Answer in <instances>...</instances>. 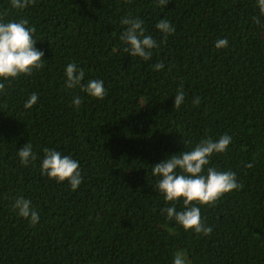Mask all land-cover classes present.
<instances>
[{
	"label": "trees",
	"instance_id": "16d2710c",
	"mask_svg": "<svg viewBox=\"0 0 264 264\" xmlns=\"http://www.w3.org/2000/svg\"><path fill=\"white\" fill-rule=\"evenodd\" d=\"M126 17L142 20L156 41L150 60L124 51ZM22 19L35 29L44 67L0 78V264H173L178 251L188 264H264L257 0H35L25 9L0 0V22ZM161 19L175 29L166 39L155 27ZM220 39L227 47L216 48ZM70 63L84 70L82 85L103 81L104 99L65 88ZM178 89L185 99L175 108ZM32 94L38 101L26 109ZM222 135L231 137L228 149L206 167L234 172L242 187L214 205H189L212 231H186L162 211L185 210L183 199L165 201L152 166ZM27 143L37 158L23 166L18 151ZM45 148L78 162L76 190L41 174ZM17 197L30 201L37 224L19 216Z\"/></svg>",
	"mask_w": 264,
	"mask_h": 264
},
{
	"label": "clouds",
	"instance_id": "9594fccd",
	"mask_svg": "<svg viewBox=\"0 0 264 264\" xmlns=\"http://www.w3.org/2000/svg\"><path fill=\"white\" fill-rule=\"evenodd\" d=\"M161 7L168 4L169 0H157ZM35 0H11V6L15 9H25ZM261 14H264V0H257ZM258 22V21H257ZM122 25L127 27L122 32L120 39L128 47L124 51L131 56L140 57L148 61L152 57V49L157 47L156 41L151 35H145L143 21L140 19L124 18ZM28 21L22 19L18 22H0V78L4 80L16 79L20 75H31L33 70L44 67L43 52L37 50L33 39L35 29L28 27ZM155 27L164 34H173L175 29L169 21L161 19ZM227 39H220L216 42V48L227 47ZM154 70H161L162 63L152 65ZM85 76L84 70L76 64L70 63L65 69V88L72 89L80 87L93 98L104 99L106 91L103 81L92 79L86 85H82ZM5 91V84L0 83V93ZM184 93L178 89L174 99V107L179 108L184 103ZM38 101V95L32 94L24 107L31 108ZM193 103L199 105L200 99L196 98ZM73 104L79 108L81 99L76 97ZM231 142V137L222 135L217 141L211 139L201 140L195 147L180 155H172L168 159L152 166V175L160 177L157 182V189L164 195L165 201L175 202L183 199L185 210L177 212L175 206L168 207L162 211L167 213L169 220H175L186 231L193 230L197 234L209 235L211 227L205 226L202 222L200 209L196 206H189L193 203L200 205H214L223 195L238 190L242 187L236 181L234 172L217 171L214 167H206L210 163L213 154L225 153ZM44 158L41 162V174L47 175L57 182L67 180L72 190H76L81 184V172L77 161L69 156H62L56 150L45 148ZM20 162L27 166L37 157L32 152L30 143L18 151ZM249 164L247 167H251ZM206 169V175L205 173ZM18 210L19 216L27 218L35 225L39 222V215L30 205V201L17 197L13 205ZM173 264H188L183 252L174 254Z\"/></svg>",
	"mask_w": 264,
	"mask_h": 264
}]
</instances>
